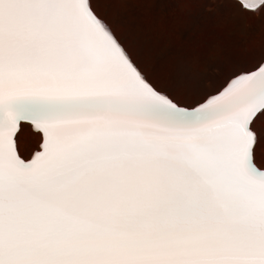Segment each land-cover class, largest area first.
Segmentation results:
<instances>
[{
    "label": "snow or ice",
    "instance_id": "1",
    "mask_svg": "<svg viewBox=\"0 0 264 264\" xmlns=\"http://www.w3.org/2000/svg\"><path fill=\"white\" fill-rule=\"evenodd\" d=\"M108 2L0 0V264H264V59L216 95L149 73Z\"/></svg>",
    "mask_w": 264,
    "mask_h": 264
},
{
    "label": "rangeland",
    "instance_id": "2",
    "mask_svg": "<svg viewBox=\"0 0 264 264\" xmlns=\"http://www.w3.org/2000/svg\"><path fill=\"white\" fill-rule=\"evenodd\" d=\"M101 8L145 71L192 83L211 95L264 59V14H241L230 0H109ZM179 42L189 52L179 53ZM253 127L264 132V115ZM16 140L26 160L43 141L26 121ZM257 162L264 166V155Z\"/></svg>",
    "mask_w": 264,
    "mask_h": 264
},
{
    "label": "bare ground",
    "instance_id": "3",
    "mask_svg": "<svg viewBox=\"0 0 264 264\" xmlns=\"http://www.w3.org/2000/svg\"><path fill=\"white\" fill-rule=\"evenodd\" d=\"M137 2V1H136ZM152 3V2H151ZM147 9V8H146ZM151 11V10H150ZM151 13V12H150ZM149 13V14H150ZM148 16V15H147ZM150 16V15H149ZM156 16V15H155ZM154 21V20H153ZM143 28V27H142ZM137 29V28H136ZM114 31V30H113ZM165 33V32H164ZM115 34V33H114ZM139 35V34H138ZM160 37V36H159ZM118 38V37H117ZM157 38V37H156ZM168 44H169V42H168ZM177 45H176V49H177V51L179 52V53H184V52H189L188 51V49H186V50H182L181 48H180V42L179 43H176ZM126 45V44H125ZM147 45V44H146ZM127 51V50H126ZM199 51V50H198ZM202 51V50H201ZM128 52V51H127ZM129 56L133 59V57H132V55L131 54H129ZM198 59V58H197ZM133 61H134V59H133ZM135 62V61H134ZM185 62V61H184ZM195 62V61H194ZM168 63V62H167ZM171 64V63H170ZM166 65V63L164 64V66ZM173 65V64H172ZM167 66L169 67V63L167 64ZM174 66V65H173ZM172 67V66H171ZM182 67V66H181ZM258 67V66H257ZM256 67V68H257ZM256 68H254V69H252V70H249V71H247V72H250V71H253V70H255ZM221 90V89H220ZM219 90V91H220ZM218 91V92H219ZM217 93V92H216ZM215 94V93H214ZM260 116L261 115H258L257 116V118H256V120L258 119V118H260ZM256 120L253 122V126H254V123L256 122ZM22 123H23V121L22 122H20V127L19 128H21V126H22ZM19 132V131H18ZM18 132L16 133V135H15V140H16V138H17V135H18ZM41 135H42V133H41ZM42 140H43V136H42ZM16 146H17V152H18V154L20 155V157H22L21 156V154H20V152H19V149H18V144H17V140H16ZM41 150V149H40ZM23 158V157H22ZM24 159V158H23ZM24 160H26V159H24ZM256 163H257V166L258 167H261V169H264V166H260L259 165V163L257 162V160H256Z\"/></svg>",
    "mask_w": 264,
    "mask_h": 264
},
{
    "label": "water",
    "instance_id": "4",
    "mask_svg": "<svg viewBox=\"0 0 264 264\" xmlns=\"http://www.w3.org/2000/svg\"><path fill=\"white\" fill-rule=\"evenodd\" d=\"M256 70H257V68H256L255 70H253V71H256ZM250 72H252V71H250ZM245 73H248V72H244L243 74H245ZM239 75H242V74H239ZM239 75L233 77L231 80L235 79V78L238 77ZM230 82H231V81H230ZM230 82H229L224 88L228 87V85L230 84ZM224 88H222L219 92L223 91ZM219 92H217V93H215V94H212V95L219 94ZM21 122H22V121H21ZM19 127H20V125H19ZM18 131H19V128H18L17 132H18ZM17 132H16V133H17ZM42 142H43V141H42ZM42 142H41V144H42ZM41 144H40V145H41ZM41 150H42V149H41ZM37 151H40V150H36L35 152H37ZM34 154H35V153H34ZM34 154H33V155H34ZM32 157H33V156H32ZM32 157H31V158H32ZM21 158H22V157H21ZM31 158H30V159H31ZM22 159H23V158H22ZM30 159H28V160H30ZM28 160H25V162H27ZM262 170H264V169H262Z\"/></svg>",
    "mask_w": 264,
    "mask_h": 264
}]
</instances>
